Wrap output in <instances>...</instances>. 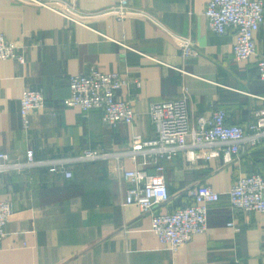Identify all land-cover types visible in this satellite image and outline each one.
<instances>
[{
  "label": "crops",
  "instance_id": "0c3cea01",
  "mask_svg": "<svg viewBox=\"0 0 264 264\" xmlns=\"http://www.w3.org/2000/svg\"><path fill=\"white\" fill-rule=\"evenodd\" d=\"M66 1L83 14L82 23L44 5L0 0V32L25 46V62L0 60V152L24 161L28 148L39 160L76 158L89 148L126 151L135 134L158 136L150 103L179 98L185 89L193 121L222 107L228 124L246 127L264 108L258 71L264 21L255 34L258 54L241 61L233 53L235 29L220 34L208 25L209 0H128L140 12L122 19L109 10L120 0ZM178 37H190L197 53L185 56ZM95 66L142 80L117 91L132 101V123L111 126L99 108L64 103L70 76ZM26 88L45 98L27 126L20 114ZM142 159H74L65 163L71 177L48 164L1 170L0 198L13 201L14 211L0 240V264H264V212L234 210L227 195L240 175L264 177V142L230 161L223 155L190 160L183 150L159 158L172 199L156 211L183 206L192 199L189 189L203 184L221 196L209 206L206 231L178 250L152 231L150 213L126 202L130 182L123 172ZM147 170L153 173L154 164Z\"/></svg>",
  "mask_w": 264,
  "mask_h": 264
},
{
  "label": "built area",
  "instance_id": "2783aa9c",
  "mask_svg": "<svg viewBox=\"0 0 264 264\" xmlns=\"http://www.w3.org/2000/svg\"><path fill=\"white\" fill-rule=\"evenodd\" d=\"M21 1L44 5L73 21L82 23L83 14L66 0ZM205 9L208 25L212 30L224 34L229 28L235 29L233 53L236 59L242 61L253 54H258L255 34L264 21L263 0H209ZM109 10L115 12L119 19L127 13L140 12L129 7L128 0H120ZM177 42L182 46L185 56L197 53L190 37H178ZM24 47L0 32V60L12 57L21 63L25 62ZM258 71L264 80V52L259 54ZM69 81L71 93L64 100L66 105H79L83 111L99 108L102 110L103 121L111 126L134 121L132 101L120 98L117 91L132 83L141 85V79L123 76L118 71L106 72L95 66L88 73L80 72L70 76ZM20 99V114L24 125L27 126L30 113L34 109L43 108L45 98L42 92L26 88ZM188 99L189 94L185 89L179 98L151 102L148 111L158 130V136L144 139L140 134H135L130 140V148L126 151L112 153L101 148H89L76 158L39 160L35 156V150L28 148L24 161L1 151L0 171L11 169L22 171L29 166L48 164L50 170H63L67 177H71L72 171L66 168L65 163L74 159L83 161L108 159L120 154H131L135 159L141 154L143 156L141 166L123 172V177L130 182L126 202L138 205L142 213H150L152 231L162 243H169L172 248L178 250L195 234L206 231L209 223V206L217 202L221 196L211 185L203 184L199 188L189 189L193 203L184 204L166 213L156 211L172 199L167 186L165 164L160 163L159 158L165 156L173 159L183 150L190 160L200 156L211 158L223 155L226 161H230L233 154H239L250 146L264 142V108L257 111L253 121L242 127L237 123L228 124L227 110L222 107L214 108L210 117L199 115L196 121H193L188 109ZM149 164H154L153 173L147 170ZM227 195L234 210L264 212V177L257 172L240 175ZM13 211L14 202L0 198V240L4 238L5 228ZM234 224L233 220L228 223L229 226Z\"/></svg>",
  "mask_w": 264,
  "mask_h": 264
},
{
  "label": "trees",
  "instance_id": "16d2710c",
  "mask_svg": "<svg viewBox=\"0 0 264 264\" xmlns=\"http://www.w3.org/2000/svg\"><path fill=\"white\" fill-rule=\"evenodd\" d=\"M194 201L191 199V201H188L187 203H185V204H191V203H193Z\"/></svg>",
  "mask_w": 264,
  "mask_h": 264
}]
</instances>
